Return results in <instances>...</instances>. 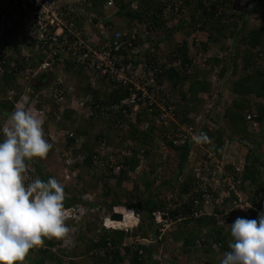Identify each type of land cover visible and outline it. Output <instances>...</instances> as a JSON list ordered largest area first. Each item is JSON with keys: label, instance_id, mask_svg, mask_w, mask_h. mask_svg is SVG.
<instances>
[{"label": "trees", "instance_id": "trees-1", "mask_svg": "<svg viewBox=\"0 0 264 264\" xmlns=\"http://www.w3.org/2000/svg\"><path fill=\"white\" fill-rule=\"evenodd\" d=\"M114 1L117 9L113 16V20L115 21L118 19L120 23L121 19L125 18L123 23H120L119 25V31L122 29L125 33H127L128 29L135 22H144L149 19L155 27L159 26L164 30L167 29L168 31L166 32L168 36H171L176 31L180 30V28L184 25L183 21H181V23L179 22V25L173 26L169 29L163 23L167 17L164 15L165 9L170 4L171 6H174L175 2L173 0L165 1L167 2V4L165 3L166 6L163 5L164 2H159L157 0H141V3H139L138 0H131L127 2L124 0ZM183 1L186 5H192L191 9H193V12H191V19L188 22H191L190 24H193V26H199L202 29L201 31H207L208 29L209 39L207 43L216 44L218 47L216 48L225 53V58H220L218 54L210 57L207 61L210 67L208 69L210 73L205 71L206 74L203 77L198 75L200 74L197 70L198 66L194 65V74H189L185 69L182 70L174 66L168 70L166 78L170 81L173 80L175 84L178 82L177 80L183 84L184 82H189L190 87L188 92L192 96L193 100L200 102L199 108L205 106L203 101L205 95H212L216 89H219L218 96L211 102V105L213 106L212 109H210V107H208V109L202 108L204 113H207V115H205L207 118L205 120L207 121L201 128L200 132L202 131L206 133L214 142V146L210 144H204V146L220 158H233L236 160L242 159L244 169L241 174L242 184L240 188L246 189L248 193L252 194L250 190H252V186H255L256 192L252 201L255 206L264 210V24L261 23L257 26H251L249 24L250 16L256 13L264 5V0H255V4L247 7L242 12L233 10L232 6L228 5L225 0ZM96 7H98L97 4ZM180 7H183V3ZM95 21H97V19H95ZM114 21L107 20L106 23L110 26L111 24H114ZM7 32L3 46L0 48V64L3 66L2 69L4 70V72L0 74L2 76V79L0 78V80L3 84V86H0V90L7 92L8 89L12 88L21 89L22 91L24 90L23 83L28 82V80H30L29 78L35 79L39 73L35 71L32 65L30 69L26 66L27 62H25V57L20 49L21 42L18 41V32H15L12 29H9ZM222 35L224 37H221ZM158 44L159 43H156L155 46L158 47ZM175 53L176 55L173 57L176 58V60H180L182 66H185L188 63L191 65L192 60L190 58L189 45L187 41L179 45ZM216 68L218 69L216 70ZM214 71L217 72L218 76L217 87L214 86L213 81L207 77L209 75L210 78ZM78 74H82L81 68L78 69ZM220 79H224V81L219 83L218 81ZM55 80L53 79L50 85H45V88L50 89L51 86L54 88L56 84ZM86 81V92H90L91 90L94 94H98V91L94 90L90 86L88 80ZM29 84H31V80L29 81ZM57 88L59 90H65V88L63 89V86H57ZM226 91H229L232 96L231 103L227 105L220 117H218V114L215 117L214 114L212 115L213 110L220 105L221 95H223ZM54 92L48 95V100L52 102L53 109L47 111V119L43 124L44 129L46 127H50L51 125L53 129L48 128L50 130V134L53 131L57 133L56 137L60 135L58 139L60 138V142H63L64 144L63 150L66 154V158L72 160V157L74 159L71 166L75 171L78 168L83 167L88 173H100V180L102 178L104 180V186L108 187L107 191L104 192L106 195H103V197H112V194L109 193L112 190V185L108 182V179L114 176L116 178L115 194L114 197H112L113 199H110L109 201H107L106 198L100 201L99 199L88 200L79 196H73L72 198L70 196H66L65 207L70 205L75 206V217L70 219L73 221L72 226L75 227L79 225L80 233H87V235H89L87 253L92 254V264H124L128 260L126 254L130 253L132 255L130 262L132 264H139L141 263L139 260L141 255H139L138 252L140 247L145 251H148L149 258H152L154 252L153 248H147L139 244H137L138 246L136 245V248L133 249L131 247H124L125 252L123 253L121 244L124 243V239L127 236V232L124 230L106 229L105 226L104 232L95 234L96 236L91 232V230H89V232L85 231L88 223L86 221L83 222L82 220L86 219L87 214L95 212L96 210L94 208H97V210H99V208H107L111 212V217L120 220L122 219L121 210L125 206L135 208L143 206V208L147 210L150 218H153L152 212L154 209L158 208L160 201L158 198L156 199L158 193H150L147 198L135 201L133 199L136 198L138 194L144 193L145 191H135L136 193L134 194L130 191L125 192L121 188L122 186H125V180L129 179L128 172L135 170L138 163L137 157L133 155L131 158L127 159V165L121 174H115L113 172V168L109 167L107 163L106 165H102L100 160L96 162L94 160V156L100 155V149H98L100 143L106 144L107 146L112 141L108 138H106V141H102V138L104 137L99 133L91 137L93 134L90 133L89 128L84 124L77 123L76 118L73 119V112L76 110L70 107V103L66 102L64 104L62 102H56L57 100ZM64 94H67V92H62L59 95L62 96ZM113 94L114 95L110 100L111 102L118 101L126 94V92L115 91ZM20 95L21 92L18 94L19 101L22 96ZM183 96H186L185 93H183ZM65 98L69 99L67 95H65ZM7 99V101L0 103V110H7L10 114L14 109V102L12 101L14 100V96L11 97L8 94ZM68 102H70V100H68ZM91 105L94 107L93 110L95 112L100 110V108L95 104L91 103ZM60 108L63 110L60 111ZM190 108L195 109L194 106ZM182 111L183 113H188L187 108H183ZM77 113L80 117L79 119L88 121V125L91 124V126L92 120H99L98 117H96V114L88 116L81 108H79ZM249 114H256V120H258L261 125L259 130L251 129L252 123L249 118ZM181 118V122L187 121L190 124L194 122L192 118H186V114ZM107 119H111L114 123L115 119L113 116ZM2 126L3 125H0V127ZM116 129L119 133H121V135L123 134L122 128ZM167 130L168 128L165 127L163 131L164 137ZM2 135V132H0V137ZM3 139L4 137L0 138V141ZM122 140V137L119 138L118 144L121 143ZM168 142L169 145L174 147L179 152L180 161L178 165V172H181L189 159L191 150L190 144L185 143L177 146L171 140ZM118 147L121 148L122 145H116L113 148ZM28 173H31L33 177L35 175L36 178L44 181H47L48 179V176L44 173L36 159L29 163ZM137 178H139V180L135 178L136 188H139L142 181L139 176ZM78 179H82V177H79ZM94 185H96L95 188L98 189L97 181ZM151 185L152 182H147L145 184L146 191L151 187ZM95 188L93 189L96 190ZM64 191H67L66 188H64ZM260 193L263 195L261 194L262 198L261 200H258L257 197ZM95 194V196H98L97 193ZM122 195L131 196V200L121 201L117 198V196ZM184 206L187 207V204ZM187 209H189L190 212L191 205H189ZM173 212L175 213V216L179 214L182 215V217H185L183 221L185 223L186 230H183L182 234L186 238V243L195 244V237L200 234L201 228L205 226L209 229V239L207 241L209 242L210 247L206 248L207 252L214 251L212 247L213 241L221 242V250L227 251L228 243L230 241V231L228 234L224 233L222 227L218 228L213 225L211 222V219H214L213 217L210 219L209 217L187 219V214L181 205ZM234 213H232L229 217L231 220L230 222L232 223L236 220L234 219ZM257 213L258 212L253 210V218L254 216H257ZM165 216L167 215L165 214ZM253 218L249 220H253ZM122 221L123 220H120L119 222L116 221V223H114L111 219H109L106 224L108 226L119 227L124 225ZM190 222H192V228L189 229ZM91 224H93L92 222L90 223V226L96 229V227ZM190 232L191 234L188 235ZM192 235L195 236L191 237ZM55 244L56 241L54 239H45L44 244L36 249L37 254L33 258L31 257L28 264H46L48 260H57L58 264H62V260H59L52 251ZM198 263L199 261H195L192 264ZM207 264H215V262L208 260Z\"/></svg>", "mask_w": 264, "mask_h": 264}, {"label": "built area", "instance_id": "built-area-1", "mask_svg": "<svg viewBox=\"0 0 264 264\" xmlns=\"http://www.w3.org/2000/svg\"><path fill=\"white\" fill-rule=\"evenodd\" d=\"M2 1L5 3L6 12L0 14V48L3 46L2 39L5 38L6 32L9 29H18L26 66L30 69L32 65L37 73L43 71L57 75L56 88L63 86L64 89L66 74L77 72L81 68V75L88 79L93 89L101 93L99 98L90 93L86 97H80L79 101L76 100L79 105L77 107L84 108L88 116L113 114L115 119H118L120 128L125 131L127 127L122 124L124 117H128L129 121L135 124L141 118V130H149L151 126H168L176 119V99L169 95L162 81L172 62L161 59L160 51L155 46L156 40H151L155 30L152 21L147 19L144 22H135L126 35L123 31L113 29L112 24L109 26L106 23L107 20L113 21L117 9L114 0H106L102 6L98 5L101 9L96 7L93 0ZM174 6L169 5L168 10L173 11L172 14H179L180 5L174 3ZM111 7L116 8L107 13L106 8ZM206 41L198 42L191 55L192 64L201 68L207 67L208 59L213 56L211 46ZM178 64L177 61L173 62V65ZM2 67L0 64L1 70ZM215 71L210 77L215 79L213 82H216L218 77ZM56 88V102L65 104V94H59L67 89L57 91ZM106 89L110 95L115 91H124L126 95L118 101L106 104ZM218 92L219 89H216L212 95L204 96L206 109L216 99ZM41 96L44 94L24 95L19 105L29 104L34 107ZM91 103L100 110L95 112ZM51 109L53 105L49 110ZM61 110L63 109L60 108ZM36 111L47 115V111ZM249 118L251 129L258 130L260 122L256 120V114H249ZM205 119L204 112L195 116V121L201 127L205 125ZM155 132L157 133L158 129ZM197 133L199 130L195 125H184L173 134L169 132L166 140L159 141V150L164 159L160 160L156 168H160L161 162L168 158L171 150L168 140H174L175 144L184 143ZM128 143L124 142L123 148L107 147L106 144L100 143V155H95L94 160H100L102 165L107 163L113 168V172L118 174L127 165L126 160L133 155V144L130 141ZM148 149H140L141 165ZM67 161L72 163L70 159ZM243 169L242 159L220 158L207 148H202L201 153L193 150L180 176L188 183L185 199L191 205L190 214L196 218L213 217L217 227L226 231L231 221L229 217L234 212V219L242 215L247 217L245 219H251L253 210L258 212L257 215L264 213V210L254 205L252 199L249 201L247 195L243 197V188H240ZM248 205L252 206L245 208ZM207 240L203 235L199 242L206 243ZM214 247L220 251L221 242H216ZM224 252H219L215 264H220ZM199 264H207V261Z\"/></svg>", "mask_w": 264, "mask_h": 264}, {"label": "rangeland", "instance_id": "rangeland-1", "mask_svg": "<svg viewBox=\"0 0 264 264\" xmlns=\"http://www.w3.org/2000/svg\"><path fill=\"white\" fill-rule=\"evenodd\" d=\"M125 2L131 1V0H124ZM139 3H141V0H138ZM144 1V0H143ZM159 2H164L163 5L166 6L167 2L169 0H157ZM176 5H182L181 11L179 14H172L171 10H168V7L165 9V13L167 17L165 18V26L169 29L171 27L179 25L181 21H183L184 25L183 27L180 28V30L176 31L173 35L168 36L167 29L164 30L163 28L157 26L158 28L155 29L153 33V39L152 41L156 40L158 41V49L160 51L159 56L161 57L162 60H167V61H172L171 58L175 56V52L177 51V48L179 45L184 43L185 41L188 42L189 49L191 51V54H193V51L196 49V44L198 42H201V40L205 41L209 39V32L208 29L207 31H199L202 30L201 28L197 25L193 26V24H190L191 22H188L191 19V12H193L191 9L192 5H186L184 4L183 0H173ZM228 5L232 6L233 10H236L237 12H242L244 11L247 7L255 4V0H225ZM166 3V4H165ZM169 3V2H168ZM170 4V3H169ZM194 4V3H193ZM171 5V4H170ZM173 5V4H172ZM175 7V6H171ZM116 7L112 8H107L106 12L110 13L112 12ZM231 11V10H230ZM229 11V12H230ZM228 12V13H229ZM171 16V17H170ZM125 18H122L120 23H123ZM180 22V23H179ZM119 23V25H120ZM263 23L264 24V5L253 15L250 16L249 18V24L251 26H257L259 24ZM118 25V26H119ZM113 28H117V26L114 25ZM166 35V37H163ZM221 37H224L223 35ZM225 39V38H224ZM227 40V39H226ZM211 47L210 49L212 50L211 53L212 55L218 54L219 57H224L225 58V53L223 51L218 50L216 44H210ZM217 47V48H216ZM223 59V58H222ZM223 63V62H222ZM210 67H204V69L197 67V70L199 71L200 74H198L200 77H203L206 73H208V69ZM195 68L192 69V72H194ZM4 72V70L0 69V74ZM210 73V72H209ZM2 76L0 75V78ZM44 76V74L39 75V79L41 80ZM57 75H46V80L45 83L41 84V92L44 94V96L38 98L37 104L35 105L36 109L42 110V111H49V109L52 107V102L48 100V95L52 92L55 91L56 85L53 88L52 86L50 89L48 88L45 89L43 88L46 84H49L52 82V80L57 79ZM208 79H211V81L215 80L214 78H209V75L207 76ZM2 79V78H1ZM65 79V89L67 94V97L69 99H65L67 103H70V107H72L74 110L73 112V119L76 118L77 123L84 124L86 127L89 128L91 137H93L96 134L102 135L104 138H102V141H106V138L111 140L108 145L111 147H114L116 145H123L124 142L128 143L130 141L133 144V147L135 151H138L140 149V146L145 145V144H151V148L157 147L153 143L152 138L150 137V134H145L142 136V132L138 129L137 126L141 124L139 123L135 125L134 123H130L129 128L127 127V124L122 123L124 126L127 127V131L123 130V134L119 133L116 128H119L120 126L117 124L116 120L113 121L111 119H105L102 117H98L99 120L93 121L92 120V126L91 124L88 125V121H84L82 119H79V115L77 111L79 108L76 104L77 101H79L80 97H86L87 95L90 94V92H86L85 86H86V79L78 74L77 72H72L69 74H66ZM166 89L169 95L171 94L173 98L176 99V105L177 108L179 109V117H178V123H174L173 121L171 123V129L177 130L179 126L183 125L180 121L182 119L181 117L186 114V118H190V116L194 113L197 112V110L200 111V102L195 101L192 99V96L189 94L188 90L190 87L189 82H178L175 84V82L172 80L170 81L168 78H166ZM224 79H220L218 82L222 83ZM29 82V81H28ZM48 82V83H46ZM23 83V82H22ZM214 86L217 85V81L213 82ZM0 86H3L0 80ZM23 89H8L7 92H3L0 90V103L3 101H7V95L9 94L11 97L14 96V109L12 112L15 110L16 105H19V99H18V94L21 92V95H24L26 93V90L30 87V84L28 83H23ZM44 89V90H43ZM57 89V88H56ZM59 89H57L58 91ZM85 91V92H84ZM19 92V93H18ZM123 92V91H121ZM108 93V92H107ZM183 93H185V97L183 96ZM20 95V96H21ZM64 95V96H65ZM114 95V94H112ZM17 97V99H16ZM22 97V96H21ZM20 97V98H21ZM185 98V99H184ZM70 100V102H68ZM77 100V101H76ZM232 96L230 95L229 91H226L223 95H221V102L220 105L217 106L216 109L213 110L212 115L214 114L215 117L218 114V117L221 116L222 112L226 109L227 105L231 103ZM22 105V104H20ZM195 107V109H191L190 107ZM183 108L188 109V113H183ZM203 108V107H201ZM1 109V108H0ZM32 109V108H31ZM36 109H32L35 113H37L40 117L43 118V120H46L47 115L42 112L38 113ZM84 113H86L84 108H81ZM9 116V113L7 110H0V125H3L4 121L6 118ZM187 122V121H186ZM116 123V124H115ZM119 126V127H118ZM44 128V127H43ZM48 128H52L51 125L50 127H46L44 129L45 132V138L48 139V141L53 145L52 149L50 150L48 156L46 159L40 160L36 158V161L40 164L41 168L43 169L44 173L48 176V179L50 177H55L57 180H59L63 185L64 188H66V196H70L71 198L73 196H79V197H84L85 199L88 200H97L99 199L104 200L106 198L107 201L110 199H113L114 197V192L116 190V178L112 177L108 179V182L112 185V190L109 192L111 193L112 197H103L104 192L107 191V186H104V180L101 178L100 180V173H88L85 168H78L76 171L73 169L71 164L69 165L68 158H66V154L64 152V144L63 142H60V135L58 137L56 132H51ZM264 129V126H263ZM123 138L122 142L118 144L119 138ZM3 138V135L0 137ZM129 144V143H128ZM264 144V143H263ZM140 152V151H139ZM77 156V155H76ZM168 158L165 159V162H161L162 166L160 168H156V165L160 163L161 159H164V156L162 154V157H157L156 155H153L152 152H149L147 155V159L144 156V163L147 164L146 166H143L142 168H138L133 175H129V179L125 180V186H122L121 188L125 192H131V193H136L140 191H145L144 193H140L137 195L136 198L133 200L138 201L142 198H147L150 193L157 194L156 199L160 201V205L158 208H156V213L161 214L164 216V213H169V216H166L168 219L166 220L164 217H162V222L157 226L158 228H162L160 230V233L162 232L164 234V238L160 241L159 237L161 234H157L153 232L154 229V220L150 218L148 215V212L145 208L140 207V208H135V207H124L122 210L124 211L125 219L122 222L124 225H121V227H127V236L124 239V242L128 244L129 247L133 249V245H142L147 248L151 247L153 248V256L152 258H149V253L148 251H145L143 248L140 247L138 250L141 251V255L143 258H141V263L139 264H190L193 262H198L201 260H210L215 258L214 253L206 252L207 246H203L200 248H196L195 251L193 249H190L185 241V236L182 234L183 230H186V226L184 221H179L175 222L174 219V214L173 211L180 206V203L184 200L185 201V195H186V188H187V182L183 181L182 178H180V174L182 172H178V163H179V153L178 152H173L170 151L169 154L167 155ZM107 157V156H106ZM71 162L74 161V159L71 157ZM76 160V158H75ZM141 161V158L138 155V163ZM149 161V162H148ZM102 164V163H101ZM150 165V169L148 168ZM156 169V170H155ZM155 171V172H154ZM154 173L157 176H161V180H156ZM30 174V173H29ZM141 178V184L139 188H136V181L135 178L139 180ZM82 179H78V178ZM32 177H28L27 179H30ZM36 179V176L32 178V180ZM98 182V189L95 188L96 185H94L95 182ZM147 182H152V185L149 189L146 191V186L145 184ZM171 183V184H168ZM170 185L173 188L165 190L166 194H161L162 189L165 188V186ZM95 188L96 190H94ZM100 192V193H99ZM124 192V193H125ZM241 192H244L243 197L246 195L249 198V201L254 197V194L256 192V187L252 186V194L248 193L246 189H241ZM97 193L98 196H95ZM95 194V195H94ZM167 194H172L171 198L168 199L166 197ZM261 194L258 195V200H261ZM263 195V194H262ZM264 197V196H263ZM118 199L121 201H129L131 200V196H117ZM83 199V198H82ZM96 211L91 212L87 214V217L85 220H82L83 222H87V228L85 231L89 232L91 230L92 233L98 234L101 232H104V222L108 221L109 218L111 217V212L107 208H94ZM135 210V213H133V210ZM239 209V208H238ZM121 210V209H120ZM98 211V212H97ZM123 217V215H122ZM161 217V216H160ZM160 217H158L160 219ZM71 219V218H70ZM67 221V224L71 228V232L68 236L67 239L65 240H56L55 246L52 248V251L55 253V255L58 257L59 260H62V264H92V254L87 253L88 245H89V235L87 233H80L79 231V225L77 226H72L73 221L71 220ZM114 219V218H113ZM93 223L91 225L95 226L96 229H94L92 226H90V223ZM153 224V225H152ZM192 222H190V228H192ZM89 226V228H88ZM84 227V225H83ZM165 228V229H164ZM203 228V227H202ZM201 228V232L198 236L200 237L201 235H205V231H203ZM107 229V228H106ZM113 230V229H111ZM126 231V230H124ZM159 233V232H158ZM191 234L188 233V235ZM96 236V235H95ZM162 236V235H161ZM195 235H192L191 237H194ZM156 238L158 240H156ZM150 241L148 242V240ZM158 241V242H157ZM154 243V244H152ZM138 246V245H137ZM37 247L34 248L33 250L31 249L25 258V261L23 264H28L31 257L33 258L36 254ZM125 252V248H122ZM206 249V250H205ZM194 253H193V252ZM32 252V253H31ZM137 252V250H136ZM140 253V252H139ZM128 257V260L124 264H132L130 262L132 255L126 254ZM46 264H58V261H50L48 260Z\"/></svg>", "mask_w": 264, "mask_h": 264}, {"label": "clouds", "instance_id": "clouds-1", "mask_svg": "<svg viewBox=\"0 0 264 264\" xmlns=\"http://www.w3.org/2000/svg\"><path fill=\"white\" fill-rule=\"evenodd\" d=\"M0 3H1L0 14H2L6 12L5 3L2 0H0ZM103 3L102 2L97 3V5H101ZM117 20L118 19H116L115 21L113 20L114 24H112L111 26L113 28L115 25L117 26V28H113V29L119 30L118 22H116ZM156 28L158 27L156 26L155 29ZM14 31L18 32L17 33L18 41L21 42L20 37H19L20 36L19 30L14 29ZM120 31H123V30L120 29ZM163 37H166V35H164ZM4 40L5 38L2 39L3 43H4ZM206 42H208V40ZM156 43H158V41H156ZM20 49L22 52L21 45H20ZM191 55L192 54L190 51V58H191ZM171 60L172 61H168V62H172L171 67L176 66L179 69H182V70L185 69L189 74L191 73L194 74V72H192V69H194V65H197V64H192L191 62V65L188 63L185 66H182L180 60H176V58L174 57H172ZM175 61L179 62V64L173 65V62ZM188 65L190 66L187 67ZM197 66L200 67L199 65ZM38 73L39 74L35 79L29 78L31 80V84L28 90H26V93L24 94L25 96L27 95L32 96L36 93H40L41 95L42 94L41 84L45 83V80L47 79L46 75H49V74L54 75L52 72L46 73L42 71ZM41 74H44L45 77H43L40 80L39 75ZM167 74H168V71H167ZM165 80H166V76L162 80L166 85ZM26 83L29 84V82H26ZM46 85H49V84H46ZM45 87L46 86H44V88ZM45 89H48V88H45ZM97 91H98V94H95V96L99 98L101 97V93L99 92V90ZM107 92L108 91L106 89V104L111 102L110 100L113 97L112 95L113 92L111 95L108 94ZM90 93H93V92L90 90ZM203 101L204 103H206L205 98H203ZM212 107L213 106L211 105L210 109H212ZM31 108L36 109L35 106L32 107L29 104L28 105L27 104L26 105H16L15 110L9 114V116L4 121L3 126L0 127V132H2L3 137H4V139L0 141V264H23L29 251L36 247L38 248L42 246L45 242V239H48V240L67 239L71 232V228L67 224V221L70 218L75 217V206L70 205V206L65 207L66 193L64 191V185L59 180H57L55 177H50L49 179H47V181L41 180L39 178L32 180L33 176L31 175V173L30 174L28 173L29 163L33 162L34 159L36 158L40 160L46 159L50 150L53 147V145L48 141V139L45 138V132L43 128V124L45 120H43V118L40 117L37 113H35ZM203 108L205 107L203 106ZM201 112H204L202 108H200V111L197 110V112H194L190 116V118L194 120L193 123L190 124L188 122H182L184 124L179 126V128H177V129H180V127L184 125H193V126L195 125L198 128L199 133L193 134L192 137L190 138L191 140L187 139L184 143L175 144L173 142L174 140L170 139L177 146L185 144V143H189L190 149H191L190 153L193 150L198 153H201L202 148H206L204 144H210L214 146L213 140L206 133L202 131L200 132L202 127L195 121V116L200 114ZM179 115H180L179 109H177L176 119L173 120L174 123L180 124L178 122ZM204 115H207V113H204ZM111 116L114 117L113 114L106 113V115L100 114L96 117H102L106 119ZM115 120L116 122L118 121V119H115ZM139 121L142 122L143 120L139 118L138 123ZM131 122L132 121H129L128 117H124L122 120V123L127 124L128 128ZM171 124L173 123L170 122L168 126H160V127L151 126L149 130H141L139 126H137L140 132H142V136L145 134H150V137L152 138L154 145L156 146V144H158L157 147L155 148H151L152 146L151 144H145V145L140 146V149L147 148V147L149 148L144 153V156L146 157V159H147V155L149 152H152V154L156 155L157 157H162L163 153L160 152L159 150L160 148L159 141L166 140L167 134L169 132L173 134L177 131V130L171 129ZM165 127H167L168 130L164 137L163 131ZM156 129H158L157 133L155 132ZM169 146L171 147L170 151L178 152L174 147H172L171 145ZM132 148H133L132 149L133 155H135L138 159L140 149L138 151H135L134 147ZM146 165L147 164H145L144 162L141 165V161H140L139 163H137L135 170L129 171L128 174L133 175L138 168H142L143 166H146ZM125 167H123L121 172L118 174H121ZM148 168L150 169V165ZM184 168L182 169L181 172H183ZM27 175L28 177H32V178L27 179ZM154 176L157 181L161 180L160 175L156 177L154 173ZM171 188L173 187L165 186V188L162 189L161 194L163 195L166 194L165 190H168ZM187 191H188V186H187L186 193ZM171 196L172 194L166 195L168 199H170ZM186 204H187V207L184 206ZM180 205L184 208L187 214V219H198L196 217H193L190 214L189 209H187L189 207V204L187 203L186 199L185 201L183 200L180 203ZM251 206L252 205H248L245 208H250ZM245 208H242V209H245ZM132 210H133V213H135V210L134 209ZM121 213L123 217L120 220H126L123 210H121ZM165 214L169 216V213L168 214L164 213V216L159 213L157 214L156 209H154L152 212V215H153L152 219L154 220V223H155L153 232L157 233L158 235L159 234L162 235V236L160 235L159 237L160 241L164 238V234L162 232L160 233V230L162 228L157 229V226L161 224L160 222H162V217H164L166 220L168 219L165 216ZM173 214H174L175 222L183 221L185 219V217H182V215L178 214L177 216H175L174 212ZM158 217H160V219ZM204 217H209V216H204ZM210 218L212 217H209V219ZM245 218H247L245 217V215H242L241 217H237L236 220L232 224L230 222L228 226V230L223 231L224 233H227V234L230 231V241L228 243V250L223 253V258L220 259L221 260L220 264H264V213L254 216V218L252 217L253 220H249ZM109 219H111V221H113L114 223H116V221L118 222L120 221V220L113 219V218H109ZM211 222L213 223V225L217 227V224L214 221V219H211ZM104 226H106L107 229L126 230V232L128 231V229H126L127 227L122 228L121 226L119 227L108 226L106 224V220L104 222ZM202 230L203 231L206 230L205 236L208 238L209 229L203 226ZM202 236L203 235H201L200 237H195V244H187V246L190 249H193V251H195L196 248H200L203 246L210 247L208 241L206 243L199 242V239ZM156 240L158 239L156 238ZM212 243H213L212 247L214 251H211L210 253H214L216 256L214 259H211V261L216 262L218 261L217 255L219 254L221 250L219 251L217 248L214 247V244L216 243V241H213ZM121 245H122L121 249L124 247H129L126 242H124ZM135 246L136 245L134 244L133 248H136ZM122 251L124 253L123 249ZM139 255L141 254L139 253ZM141 258H143L142 255L139 258V260H141ZM202 261H205V260H201L199 261V263H201ZM206 261L208 260L206 259Z\"/></svg>", "mask_w": 264, "mask_h": 264}, {"label": "crops", "instance_id": "crops-1", "mask_svg": "<svg viewBox=\"0 0 264 264\" xmlns=\"http://www.w3.org/2000/svg\"><path fill=\"white\" fill-rule=\"evenodd\" d=\"M106 0H93V2H94V4L96 5L97 3H103V2H105ZM0 6H1V3H0ZM116 22H118V25H119V20H117Z\"/></svg>", "mask_w": 264, "mask_h": 264}]
</instances>
